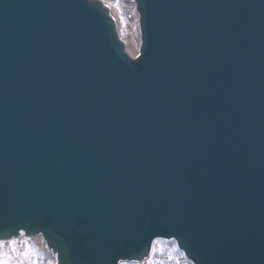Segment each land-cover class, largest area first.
I'll list each match as a JSON object with an SVG mask.
<instances>
[{
	"label": "water",
	"instance_id": "water-1",
	"mask_svg": "<svg viewBox=\"0 0 264 264\" xmlns=\"http://www.w3.org/2000/svg\"><path fill=\"white\" fill-rule=\"evenodd\" d=\"M134 1L131 59L98 0H0V238L264 264V0Z\"/></svg>",
	"mask_w": 264,
	"mask_h": 264
},
{
	"label": "bare ground",
	"instance_id": "bare-ground-1",
	"mask_svg": "<svg viewBox=\"0 0 264 264\" xmlns=\"http://www.w3.org/2000/svg\"><path fill=\"white\" fill-rule=\"evenodd\" d=\"M103 5H106L109 10L110 16L114 21V31L116 37L119 41L123 43V49L127 52L130 57H134L137 54L139 46V33H138V24H137V14L134 10V2L126 0H98ZM129 13H132L133 23L131 27H128L127 18ZM9 239H15L17 241L16 248L18 251H23L25 245L27 244L31 249L36 252V256L40 257L43 260L51 259V264H54V255L51 251L45 246L44 241L42 240L39 234L34 235H21L14 237H7L0 240L7 241ZM157 240V239H154ZM159 245L165 249H171L176 246L175 241L171 240L164 244V239H159ZM148 259V256H147ZM146 259V261H147ZM145 262H137V264H146ZM186 264H192L190 261L183 259Z\"/></svg>",
	"mask_w": 264,
	"mask_h": 264
},
{
	"label": "snow or ice",
	"instance_id": "snow-or-ice-1",
	"mask_svg": "<svg viewBox=\"0 0 264 264\" xmlns=\"http://www.w3.org/2000/svg\"><path fill=\"white\" fill-rule=\"evenodd\" d=\"M23 235V232H21ZM17 241L15 239H9L6 242L0 240V264H37V261L33 259L37 254L27 244L23 251H18L16 248ZM159 241L153 240L151 249L148 253V259L146 264H165L163 259H155L156 254L163 253L164 249L158 247ZM177 249L173 247L167 253V261L171 264H179L175 256L172 254ZM113 264H137L136 261H131L125 258L115 259Z\"/></svg>",
	"mask_w": 264,
	"mask_h": 264
},
{
	"label": "rangeland",
	"instance_id": "rangeland-1",
	"mask_svg": "<svg viewBox=\"0 0 264 264\" xmlns=\"http://www.w3.org/2000/svg\"><path fill=\"white\" fill-rule=\"evenodd\" d=\"M132 13H129V16H128V18H127V24H128V27L130 28L131 27V25H132V23H133V20H132ZM158 247H160V248H163L164 249V252L163 253H157L156 254V256H155V259H163V260H165V264H171V262H168L167 261V259H166V257H167V253H168V251L170 250V249H165L164 247H162L161 245H159L158 244ZM172 249V248H171ZM174 256H175V258H176V260H178L179 261V264H186L184 261H183V255H181V253H179V251L178 250H176L175 252H173L172 253ZM33 259H35L36 261H37V264H51L52 262H51V259H49L48 261L46 260H43V259H41L40 257H38V256H35V257H33Z\"/></svg>",
	"mask_w": 264,
	"mask_h": 264
}]
</instances>
